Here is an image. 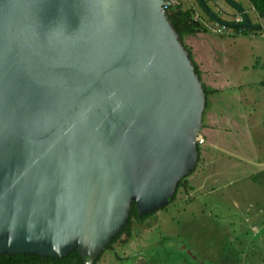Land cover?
Segmentation results:
<instances>
[{
    "label": "water",
    "instance_id": "1",
    "mask_svg": "<svg viewBox=\"0 0 264 264\" xmlns=\"http://www.w3.org/2000/svg\"><path fill=\"white\" fill-rule=\"evenodd\" d=\"M227 1L244 21L219 24L260 28ZM169 6L0 0V255L95 264L197 167L206 93Z\"/></svg>",
    "mask_w": 264,
    "mask_h": 264
},
{
    "label": "rangeland",
    "instance_id": "2",
    "mask_svg": "<svg viewBox=\"0 0 264 264\" xmlns=\"http://www.w3.org/2000/svg\"><path fill=\"white\" fill-rule=\"evenodd\" d=\"M216 3L232 9L226 0H209L212 7ZM250 14L255 20L254 14ZM224 17L233 18L229 15ZM209 35L218 39L215 43L220 51L217 58L230 59L233 62L232 68L228 67L229 71L225 72L228 86L223 87L218 97L211 95L209 104L213 105L211 108H214L218 114L226 113L228 118L235 119V115L241 111L238 107L245 111L254 108L255 104L245 94L249 88H264V35H255L252 42L248 41V37L240 35L222 36L221 33L214 31L209 32ZM222 39L227 40L222 42ZM184 42L195 51L193 53L199 61L198 50L201 49L199 42L191 41L189 36L184 37ZM210 47H213V44L210 43L208 49ZM227 53L229 56H226ZM205 77L203 78L207 81ZM259 96L262 100L259 99L260 104L255 106L260 116L258 119L264 117V97L260 94ZM241 97L244 99L241 100ZM252 120L253 124L257 118ZM232 129L231 136H224L225 139L226 137L229 139L224 143L225 147L217 140L215 143L212 142L210 133L207 134V143L203 147L212 148L210 144L214 143L218 150L231 149L226 154V160L232 167L233 163L251 166L241 170L243 175L250 169L260 170L264 165V146L262 145L264 133L259 131L257 134L253 127H249L250 132L245 130L246 135L243 134V140L247 144L243 148L245 155L241 159L240 151L235 153L234 150L239 133L237 129ZM261 130L264 131V127ZM200 135L204 136L203 129ZM247 139L250 141L247 142ZM248 154L252 156L251 164L246 161L250 159ZM256 175V183L261 184L260 187L263 189L264 172ZM242 176L238 172L226 176L228 181L222 183L224 187L218 183L219 188H215L219 190L222 187L218 193L219 196L214 199H212L214 196H209L207 200L194 201L192 205L186 206L185 203H178L181 193L175 203L156 211L144 223L135 220L129 230V232L132 231L131 243L126 245L116 243L113 248L104 253L98 264H264V230L253 227L256 223L253 221L255 220L253 211L248 209V204L235 206L233 203L235 200L230 196L234 188L225 187L231 182L234 184L235 180H239ZM243 179L241 186H238V192L239 190L250 192L248 185L252 184L247 183L244 177ZM254 195L257 196L256 192ZM257 198L261 201L263 196L259 195ZM260 201L255 202L262 204ZM248 203L251 204L252 201ZM258 204L250 207L257 210ZM119 257L122 259H118Z\"/></svg>",
    "mask_w": 264,
    "mask_h": 264
},
{
    "label": "crops",
    "instance_id": "3",
    "mask_svg": "<svg viewBox=\"0 0 264 264\" xmlns=\"http://www.w3.org/2000/svg\"><path fill=\"white\" fill-rule=\"evenodd\" d=\"M217 5H219L222 8V10L227 11L229 13L231 12L233 13L232 9H228V7L221 5L219 3ZM239 35L248 37L249 38L248 41L250 42L253 41V38L255 36L253 34H250V35L239 34ZM250 37L252 38L250 39ZM189 38L191 39V41L193 40V42L198 41L199 44L201 45V49L198 50V53L200 54V57L198 59L202 63V66H201V63L195 57L194 55L195 53H193L194 59L200 67V70L202 73L201 75L202 81L205 84H207L210 88L220 91V92H217L216 94H213V96L218 97L221 91L225 87L228 86L227 84L228 78L225 77V74H226L225 72L229 71L228 67L232 68L231 64L233 62H231L232 60L230 59L221 60L217 58V55L219 54L218 52L220 51H219V46H217L215 43L218 39L216 40L212 38L209 35V32L199 33L194 36H189ZM225 40L227 39H222L221 41L223 42ZM210 43L213 44V47H210V49H208V46L210 45ZM192 52H195V51L192 49ZM226 56H229L228 53L226 54ZM204 76H206L205 78H207V81H205V79L203 78ZM263 89L264 88L262 87L261 89L249 88V90L245 94L253 102V104H255L254 108L252 110L245 111V110H242L241 107H238L239 108L238 110H241V111L237 115H235V119L228 118L226 113L218 114L214 108H211L213 105H210V104L208 105L206 115H205V125L206 126L203 128V134H204L203 138L205 141L204 143L201 144L202 146L201 147V162L199 163L195 172L191 175V177H189V182L192 188L189 191L181 194V198L179 199L178 203H185L187 206V204L192 205L194 201L207 200L208 198L212 196H214L212 198L214 199L217 196H219L218 193L221 191L220 189L224 187L222 186V183H225L226 181H228L226 176L232 173L237 174V172L240 173L242 176L243 172L241 170L248 169V167H251L250 165H244V163L243 165H238L237 163H233V167H232L226 160V154L231 149L229 148L230 150H227V149L224 150L220 148V150H218L216 144L214 143L217 140L220 143V145H223V147H225L224 143L228 142L229 139L227 137L225 139L224 136L226 135L231 136L232 130H233L232 128L237 129V133H239L237 134V136L240 139L237 138L235 140L234 150H235V153L240 151L239 154H241V159H242V157L245 155V153L243 154V148H245L247 144V143H244V140H243V134L246 135L245 130L250 132L252 128L249 129V127H253L254 129H256L257 134L259 131H261L262 134L264 133V131L261 130L264 127V117L258 119V117H260L259 112L257 113V110H256L257 108H255L256 105L260 104V101L258 100L259 99L262 100V97H260L259 94L263 95L264 97ZM243 99L244 98L241 97V100ZM243 113H245L246 115H244ZM254 117L257 118V121L255 120V123L252 124V121H253L252 119H255ZM209 133H210V140L214 143H212V145L210 144L212 148L208 149L206 147H203V145L207 143V137H208L207 134ZM261 140H263V138ZM246 141L248 142L250 141V139H247ZM253 142L254 140L252 141V146L254 145ZM262 145L264 146V143ZM248 156L250 159H246V161L251 164L252 156H250L249 154ZM260 172L261 173L264 172V165H262V168L260 170H252V169L247 170V172H245L242 178H240L237 181L235 180L234 184H232L231 182L225 187L234 188L233 190H231L233 191V193L232 194L230 193V196L234 198L235 201H233V203L235 204V206H239V205L243 206L244 204H248L247 206L248 209H251V211H253L254 213L253 215H254L255 220L253 221H256L253 227L254 228L259 227L262 231L264 230V185L262 189L260 187L261 184L256 183L257 181L256 174H259ZM243 177L245 178V181L247 183L252 184V185H248L250 186V190H251L250 192H246L243 190H239L238 192V186H241L240 183L244 180ZM218 183H221L222 187H220L219 190H216L215 189L216 187L219 188ZM254 183L255 185H253ZM255 192L257 196L254 195ZM223 194L224 193H222V195ZM259 195L263 196V199L261 201L257 198ZM249 201H252V203L251 204L248 203ZM255 201H260L262 202L263 205L260 203L258 204ZM254 204L255 205L258 204L259 208L257 210H254L252 207H250V206H254ZM130 243L131 241H129L128 244ZM118 259H122V258L119 257ZM196 259L198 260L197 257Z\"/></svg>",
    "mask_w": 264,
    "mask_h": 264
},
{
    "label": "trees",
    "instance_id": "4",
    "mask_svg": "<svg viewBox=\"0 0 264 264\" xmlns=\"http://www.w3.org/2000/svg\"><path fill=\"white\" fill-rule=\"evenodd\" d=\"M207 2L208 9L203 6V4L199 0H179L178 3L173 4L172 6L166 7L167 14L171 21L174 23L175 28L178 33L182 37L184 41L185 36H194L199 33H208L213 30L210 27H221L223 25L219 24L212 16V13L219 16L224 21L229 23H235L236 17L238 15H242L240 10L233 5L231 2L227 1L228 4L231 5L233 13H229L227 11L222 10V8L215 4V8L209 4V0H205ZM217 1V0H214ZM240 7L247 11L248 16L250 17L253 24L260 26L259 29L255 28H234V27H226L225 31L221 33L224 35H263L264 34V0H233ZM252 11V12H251ZM250 13H253L256 17L255 20L251 16ZM231 16L233 18L227 19L224 16ZM198 16V17H197ZM244 21V16H243ZM210 26V27H209ZM215 32V31H214ZM185 43V42H184ZM185 46L190 50L192 54V58L194 60L196 70L198 74L202 75L200 67L198 63L194 59V55L191 47H189L186 43ZM202 78V77H201ZM204 91L206 93V109L203 117V127H205V115L209 105V98L211 95L218 92V90L210 88L207 84L203 82ZM198 164L201 162V144H198ZM197 167L191 171V173L183 178L176 189L175 195L170 199L168 205L175 203L181 193L189 191L192 186L189 182V177L195 172ZM167 205V206H168ZM166 206V207H167ZM164 207V208H166ZM156 212V211H155ZM155 212L150 213L148 215H144L142 217L139 216V210L137 208V204L133 202L130 219L126 224L125 228L114 238L113 242L107 246L104 253L115 246L116 243H120L121 245H126L129 243L130 238L132 237L131 232L129 230L132 228V225L135 220L144 223L150 215L155 214ZM128 232V233H127ZM126 234V235H125ZM125 235V236H124ZM126 237L125 239L123 238ZM131 236V237H130ZM104 253L96 260L95 264H98L101 260ZM0 264H85L83 259L81 258L78 250L73 251L68 257L64 259H56L51 257H42L40 255L35 254H4L0 255Z\"/></svg>",
    "mask_w": 264,
    "mask_h": 264
},
{
    "label": "built area",
    "instance_id": "5",
    "mask_svg": "<svg viewBox=\"0 0 264 264\" xmlns=\"http://www.w3.org/2000/svg\"><path fill=\"white\" fill-rule=\"evenodd\" d=\"M171 2H172V5L173 4H175V3H178V1L179 0H170ZM198 17V16H197ZM236 22H243V14L242 15H238L237 17H236ZM210 27V26H209ZM213 31H215V32H218V33H223V31H225V28H226V26H221V27H217V26H215V27H210ZM204 138H203V136L202 135H200L199 136V138H198V142H199V144H202V143H204Z\"/></svg>",
    "mask_w": 264,
    "mask_h": 264
}]
</instances>
